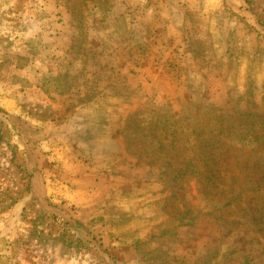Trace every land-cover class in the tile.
Returning a JSON list of instances; mask_svg holds the SVG:
<instances>
[{
  "label": "rangeland",
  "instance_id": "rangeland-1",
  "mask_svg": "<svg viewBox=\"0 0 264 264\" xmlns=\"http://www.w3.org/2000/svg\"><path fill=\"white\" fill-rule=\"evenodd\" d=\"M0 264H264V0H0Z\"/></svg>",
  "mask_w": 264,
  "mask_h": 264
},
{
  "label": "trees",
  "instance_id": "trees-1",
  "mask_svg": "<svg viewBox=\"0 0 264 264\" xmlns=\"http://www.w3.org/2000/svg\"><path fill=\"white\" fill-rule=\"evenodd\" d=\"M206 147H208V146H206ZM203 148H205V145L203 146ZM201 151H202L203 155L205 156V160L204 161H206L208 159V152L206 150H204V149H202ZM187 166L190 168L189 164H187ZM242 199H244V198L241 195H237V196L232 195L230 200L226 203V205H233L234 204V209L235 210H239L240 212H243L244 213L243 216L244 217H248L251 220H254L256 222H259V220H262V218L259 219V215L258 214H255L254 209H250L249 206L248 207L245 206V208H242V203L238 202V201H240ZM251 210H252V213L250 212Z\"/></svg>",
  "mask_w": 264,
  "mask_h": 264
},
{
  "label": "crops",
  "instance_id": "crops-1",
  "mask_svg": "<svg viewBox=\"0 0 264 264\" xmlns=\"http://www.w3.org/2000/svg\"><path fill=\"white\" fill-rule=\"evenodd\" d=\"M180 1H185V0H180ZM132 25H133V24L130 22V26H129V27H132Z\"/></svg>",
  "mask_w": 264,
  "mask_h": 264
}]
</instances>
